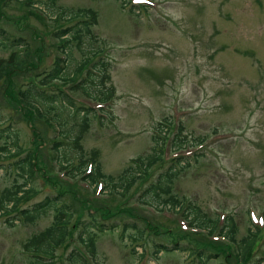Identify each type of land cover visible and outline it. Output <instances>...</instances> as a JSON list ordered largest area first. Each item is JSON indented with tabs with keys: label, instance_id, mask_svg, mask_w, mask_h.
I'll return each instance as SVG.
<instances>
[{
	"label": "rangeland",
	"instance_id": "obj_1",
	"mask_svg": "<svg viewBox=\"0 0 264 264\" xmlns=\"http://www.w3.org/2000/svg\"><path fill=\"white\" fill-rule=\"evenodd\" d=\"M31 1L32 6L28 4ZM125 1V6L122 0L0 1V12L4 14L0 24L8 30L10 39L22 37L27 44L24 49L19 45L6 47V41L0 38V61L11 60L12 52L18 58L0 76V148H8L0 150V200L7 189L24 184L23 189L32 191L26 192L17 208H29L61 191L66 193L65 201L73 204L70 226L78 219L88 221L91 217L82 203L92 194V187L78 177L76 196L58 182L59 178L55 182L48 176L59 173L64 162L58 154L64 149L60 147L58 153L52 149L53 140L63 139L58 122L64 123L60 128L68 134L79 122L78 118L72 119L76 107L62 100L56 111L38 116L30 105H20L27 103H20L19 92L32 82H40L60 56L53 44L57 42L53 31L65 25V20L53 16L93 8L99 14L93 28L98 43H89L85 38L83 48L99 47L101 43L104 59L109 62L107 85L115 87L116 95L104 107V113L91 118L90 129L81 142L85 158L96 152L103 173L116 177L133 164V158L153 155L159 148L154 136L163 135L160 129L170 120L171 126L165 139L164 162L155 164L148 173L150 177L139 180L126 196L118 194L106 202L115 212L120 207L131 209L106 220L115 227L97 234L98 256L92 262L237 264L235 247L230 255L217 243L218 249L208 245V238L191 226L185 227L181 209L158 210L141 202L145 187L168 167L175 154H182L190 164L176 177L172 191L212 217L234 215L238 243L258 230L255 226L259 224L262 231H257L258 238L244 263L257 264L264 258V0ZM37 2L47 13L35 7ZM71 55L64 71L67 78V71L82 59L81 50L76 48ZM100 57L101 53L94 60ZM57 85L61 83L46 85L48 94L42 96L58 93ZM71 94L78 106L96 103L85 101L83 93ZM179 126L184 130L179 131ZM178 132L185 144L175 151L171 142ZM200 138L205 139L198 142ZM29 151L33 157L36 155L35 173L30 172L29 161L21 162ZM53 156L59 158L57 165L53 164ZM58 177L62 182L68 180L63 171ZM102 194L95 192L94 196ZM7 204L13 207V202ZM14 215L11 211L0 216V264H31L34 257L25 250L24 243L52 223L54 210L31 224L16 220ZM75 231L73 235L77 236ZM210 239L226 241L214 235ZM175 243L178 246L172 251L155 252L160 244L174 247ZM74 244L65 241L51 264H71L67 256ZM199 248L206 253L224 251L199 261Z\"/></svg>",
	"mask_w": 264,
	"mask_h": 264
},
{
	"label": "trees",
	"instance_id": "obj_2",
	"mask_svg": "<svg viewBox=\"0 0 264 264\" xmlns=\"http://www.w3.org/2000/svg\"><path fill=\"white\" fill-rule=\"evenodd\" d=\"M1 1V0H0ZM28 3V0H25ZM123 5L126 4L125 0ZM5 3V2H4ZM30 6L33 5V2L28 3ZM1 7V3H0ZM136 7V6H134ZM29 13H32L29 11ZM38 14L36 12H33ZM65 16H69L65 18ZM4 17L2 11L0 12V22ZM10 19V18H5ZM57 20H65V25H59L53 32L54 38L57 40L56 45L57 49L61 52L60 56L57 57V62L55 67L44 75L41 78L40 82L30 83L27 88L20 89L19 96L21 101H24L29 104H38V115L43 116L44 114L51 113L54 109H58L57 105L62 100H67L70 106L76 107V112L73 113L74 116L72 119H79V122L69 129L68 134L65 130L61 131V135L65 140L55 141L53 149L57 150L63 146L62 150V159L64 162L60 165L62 170L68 172V176L71 179H74L77 175L82 172V180L88 181L90 186L96 185L98 181H103L105 187L101 190L103 193L99 197H95L92 194L95 190H92V194L85 196L82 205L87 210V213L90 217L88 221L78 219L76 223L71 224V221L74 217L73 209L64 197L66 193L59 191L57 194H51L45 196L41 201L33 204L32 206L25 208H17L18 202L24 199L26 195L25 191L24 196L19 195L20 192H23V185H19L15 190L7 189L6 193L2 196L0 202V211L6 209L7 212L12 211L15 213L13 218L20 219L26 224L35 223L38 218L42 215L53 209L54 210V219L52 223L39 233L33 234L28 241L24 243V248L27 252L33 256V261L31 264H51L54 263L57 259L56 252L62 247L63 243L66 241L68 244L72 245L75 242H78L77 245L74 244L72 250L68 253L67 259L71 264H94L92 260H97V234L103 233L107 228L115 227V225L107 224L106 220L119 212H129L131 208H122L120 207L118 211H113L111 206L106 202H111L114 197L118 194L121 196H126L128 191L133 187V185L138 184L139 180L146 179L150 177V169L157 163L164 162V147L166 145L165 139L167 131L169 130L170 124L162 127L160 133L163 135L154 136L155 144L159 146L158 150H155L153 155H149L147 158L138 156L132 159V165H129L123 172L114 175H105L103 173L102 167L100 166L99 160H97V154L94 152L88 158H85V150L82 145L85 134L90 129L91 118L97 116V109L92 106H78L75 100V97L69 93H83L88 98H92L95 101H100V103L107 104L110 102L116 95V89L113 85L108 86L107 81L110 78V75L106 72L109 70V62L104 59L103 47L93 46L91 49L87 47L83 48L86 44L85 38H88L87 41L98 43V38L96 37L95 32H93L94 26L99 22L98 11L93 8H79L76 11L70 13V15L58 13L56 17ZM74 21L72 24L69 23ZM0 38L6 41V47L9 46H23L26 48L27 44L24 38L10 39L8 36V30L0 24ZM76 48L82 52V59L80 62H77L75 68L72 71H67L69 77H65L64 71L68 69L66 62L68 59L72 58L71 52ZM24 51V50H23ZM26 54L29 53V50L26 49ZM15 52H12L10 55L11 60L2 59L0 61V76L6 70H9V66H12V63L18 61V58ZM101 53V57L94 60ZM25 54V53H24ZM65 55V58L61 56ZM68 57V58H67ZM85 74V76H84ZM41 77V73L38 74ZM58 80V82H56ZM70 80L71 82H69ZM55 81L56 83L67 84V88H62V86L57 85L58 93H49L50 96L43 97V93L48 92L45 90L46 85H49L51 82ZM40 83V85H39ZM65 105V104H64ZM102 109V108H101ZM105 109H102V112ZM59 112L56 113L59 119ZM101 121L104 119L101 115L99 116ZM171 122V121H170ZM62 123L61 125H63ZM184 127H180V131H183ZM72 132L75 134L71 136L69 133ZM176 136L173 138L171 145L174 149L181 148L184 146L185 141L183 140L181 133H176ZM161 139V140H159ZM198 142H203L204 138L196 139ZM165 143V144H164ZM69 146V147H66ZM66 147V149H65ZM7 146H2L0 150H7ZM70 152V153H69ZM74 155L77 156L74 159ZM196 156V155H195ZM36 158V155H32V151H29V155L23 161H29L31 164L30 172L34 171L33 162ZM58 158V157H56ZM196 160V158H195ZM94 162L95 166L91 173L84 174L85 169L88 166V162ZM189 159L185 158L184 155L173 157L172 161L168 164V167L165 170H161L157 175L154 181H152L148 186L145 187L144 191L141 194V202L148 206H155L158 210H164L169 207L171 210L182 209L186 201L184 198L178 197L173 191V185L176 177H178L182 170L190 164ZM23 171L25 169L23 167ZM55 182L58 181V176H49ZM49 179V178H48ZM61 179L58 182L66 185L70 193L76 196H79L78 183L75 182H62ZM147 181L140 182L141 184L146 183ZM94 189V188H93ZM32 191V189L30 190ZM107 191V192H106ZM29 193V192H28ZM27 196V195H26ZM149 196L147 199L146 197ZM13 202V207L8 209V204L4 205V202ZM140 202V203H141ZM119 205V204H118ZM75 213V212H74ZM185 219H190V226L194 225L200 230H208L209 234H215L216 231L220 235L226 236L227 242H219L212 240L203 233V237L208 238L207 244L214 246L219 244L220 247H225L228 249V253L232 255L233 248L236 249L237 264H244L245 259L248 258V254L253 248L256 239L258 238L257 231H262L261 227L256 224L255 232L250 234L242 239V243H238L236 240L237 234V224L234 218V215L229 214L224 219L220 218L218 214L215 217L203 212L202 209L188 201L185 207L180 212ZM14 223V222H12ZM222 223V224H221ZM78 230V235L74 236L73 232ZM75 231V232H76ZM125 231V230H124ZM141 233V231H139ZM217 233V232H216ZM197 234V233H195ZM206 242V241H205ZM236 245V246H235ZM178 246V243H175L174 247L166 246L165 244H160L161 248L155 250L156 253L160 249H166L172 251L175 247ZM196 250V249H195ZM224 250L216 251L215 253H206L204 249L199 248L196 252L197 259L201 261L202 259L209 260L210 257L218 255ZM264 258H261L257 264H262Z\"/></svg>",
	"mask_w": 264,
	"mask_h": 264
}]
</instances>
